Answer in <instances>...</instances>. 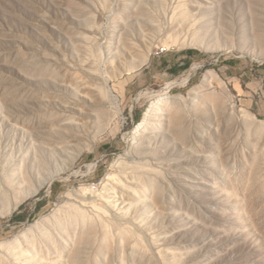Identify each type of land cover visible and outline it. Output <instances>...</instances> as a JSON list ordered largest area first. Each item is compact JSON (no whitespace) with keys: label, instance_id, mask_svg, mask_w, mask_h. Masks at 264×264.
<instances>
[{"label":"rangeland","instance_id":"obj_1","mask_svg":"<svg viewBox=\"0 0 264 264\" xmlns=\"http://www.w3.org/2000/svg\"><path fill=\"white\" fill-rule=\"evenodd\" d=\"M253 79L264 0H0V264H264Z\"/></svg>","mask_w":264,"mask_h":264},{"label":"crops","instance_id":"obj_2","mask_svg":"<svg viewBox=\"0 0 264 264\" xmlns=\"http://www.w3.org/2000/svg\"><path fill=\"white\" fill-rule=\"evenodd\" d=\"M182 58H185L184 61H181L178 64L171 63L169 60H166V62L163 61L161 63V70L164 72L163 74L177 76L187 70L190 66L189 60L193 58L192 52L183 55ZM236 90L239 92V96L244 98H251V96H254L258 92H261V94L264 95V88H261L260 80L257 79L250 80L249 82L244 81V84H242L241 80H239V86L236 87Z\"/></svg>","mask_w":264,"mask_h":264},{"label":"bare ground","instance_id":"obj_3","mask_svg":"<svg viewBox=\"0 0 264 264\" xmlns=\"http://www.w3.org/2000/svg\"><path fill=\"white\" fill-rule=\"evenodd\" d=\"M188 80H189V77L185 78L180 84H185V83L188 82ZM175 84H178V82H173V83H170L169 85H170V86H173V85H175ZM165 93H166V92H165ZM165 93H164V94H165ZM167 95H168V94H167ZM159 98L162 100V99H164V96H163V95H160Z\"/></svg>","mask_w":264,"mask_h":264},{"label":"trees","instance_id":"obj_4","mask_svg":"<svg viewBox=\"0 0 264 264\" xmlns=\"http://www.w3.org/2000/svg\"><path fill=\"white\" fill-rule=\"evenodd\" d=\"M188 52L190 53L191 51H188ZM136 116H137V121H139V119H140V117H141L140 114H137ZM39 206H40V205H38L37 208H39ZM13 219H15V220H19V219H20V215H19V214H15V215L13 216Z\"/></svg>","mask_w":264,"mask_h":264}]
</instances>
